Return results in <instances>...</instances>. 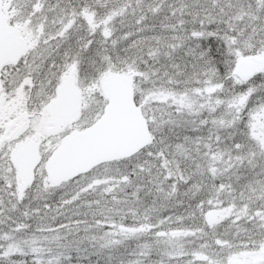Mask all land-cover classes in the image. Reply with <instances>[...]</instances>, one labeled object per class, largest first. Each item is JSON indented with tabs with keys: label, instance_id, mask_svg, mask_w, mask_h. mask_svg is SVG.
Wrapping results in <instances>:
<instances>
[{
	"label": "snow or ice",
	"instance_id": "obj_1",
	"mask_svg": "<svg viewBox=\"0 0 264 264\" xmlns=\"http://www.w3.org/2000/svg\"><path fill=\"white\" fill-rule=\"evenodd\" d=\"M0 264H264V0H0Z\"/></svg>",
	"mask_w": 264,
	"mask_h": 264
}]
</instances>
